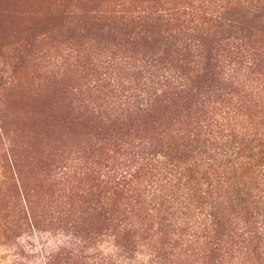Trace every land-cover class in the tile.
<instances>
[{"label":"rangeland","instance_id":"374dc122","mask_svg":"<svg viewBox=\"0 0 264 264\" xmlns=\"http://www.w3.org/2000/svg\"><path fill=\"white\" fill-rule=\"evenodd\" d=\"M128 87L156 94L148 115L141 98L124 97ZM212 120L222 125L213 149L227 155L194 136ZM136 144L174 159L178 173L162 196L178 198L170 210L180 230L162 234L161 201L143 206L150 167L135 172L127 152ZM9 146L44 219L18 228L5 209L13 192L0 180V264L17 253L37 264L42 244H72L73 235L110 252L115 234L126 264H264V244L241 243L237 224L241 192L260 207L264 179L236 171L260 150L264 156V0H0L3 175ZM128 167L132 177L121 186L106 183L109 170ZM206 171L220 180L210 197L200 191L211 180ZM184 177L194 188L186 200L176 193ZM94 195L108 205L88 207ZM212 211L218 223L208 244L202 219ZM108 218L120 227L107 228Z\"/></svg>","mask_w":264,"mask_h":264},{"label":"trees","instance_id":"16d2710c","mask_svg":"<svg viewBox=\"0 0 264 264\" xmlns=\"http://www.w3.org/2000/svg\"><path fill=\"white\" fill-rule=\"evenodd\" d=\"M164 77V76H163ZM162 77V78H163ZM95 84H98L99 82H94ZM175 82H171L170 84H174ZM177 84H180L181 86L183 85V82H176ZM165 86V85H164ZM130 88L128 87V90H126L125 94L128 100H135L138 98H141L142 100V107L143 113H146L144 116L148 115V107L152 106V102L154 101L153 104H155V101L153 99V94L152 97L148 91L142 92V90H138L136 92H130ZM173 88V87H172ZM169 89V88H167ZM113 104V102H111ZM145 106V108H144ZM134 108V106L132 107ZM117 119L120 118V115L116 117ZM159 123V122H157ZM222 125H219L218 120L214 121L212 120L211 122H204L202 124L198 125V128L196 127V136L197 138H201L202 145L203 147L207 148L209 152H213L214 155H227V153H223L220 149L219 152H216V144L220 143L222 141V136L219 135V128H221ZM219 141V142H218ZM226 144V143H225ZM215 145V149H213V146ZM133 150L131 152H127L131 155L134 156L135 160L134 162L136 163V166H140L138 170L135 172H141L145 168L150 167V171L148 174V177L150 178L151 182L148 184V187L145 188V192L143 193L144 198L142 199L143 206H151L152 203L154 205H157L159 201V208H158V213L156 215L157 218L161 219L163 222V227H162V234H167L170 229L174 231L177 226L178 230H180L179 223L175 220V215L176 214H171L170 207L177 206V200L178 198L173 197L172 195H166L164 198L163 192H164V186L165 183L168 180L169 176H174L176 177L178 173V168L176 164L174 163V159L168 158V153L164 151H154L153 153L150 152L151 146L149 144V147H143L142 150H139L140 146L135 145L131 146ZM154 147V146H153ZM201 147V146H200ZM167 149H169L167 147ZM166 150V148H165ZM6 169H9L8 174L3 175L2 172L0 173V180L6 179V184H8L9 189L13 192V196L7 200L6 199V206L8 204L9 208L12 209V217H15L16 222L21 223V226L18 228H27L28 230H33L38 227L41 221H43V215L41 213V210L39 206L32 200V196L29 194V189H27L24 185V181L19 175L18 171V156H16L13 153V150L7 148L6 150ZM255 158L250 156V160L248 162L247 159H245L244 162L240 163L238 165L237 170H243V175L246 176V180L252 179V177L256 174V176H263L264 179V156H263V151L257 152L255 155ZM215 157V156H214ZM206 167L209 170L211 169V166L209 163V160L206 161ZM221 158H219V167H220ZM132 170V167H128L127 170H122V169H116L113 170V172L110 173V170L105 174L104 176L107 178L105 181L106 183L112 184L114 187L121 186L122 182H125L127 179V176H131L128 171ZM112 171V170H111ZM224 171V170H223ZM221 169L219 168V174H221ZM262 171V174H261ZM250 173V174H249ZM213 173L210 174V172L206 171L205 176H211ZM205 177L206 180L211 178L209 183L207 184V188L201 192L202 194H206V197H210L212 195V192L214 191L213 187L210 188L213 183L215 184V188L217 189L216 184L220 182V180H215L214 177ZM184 183L181 185V190L177 188L176 193L180 199L186 200L187 198L191 197L192 191H194V188L192 187V184H190V181L186 177H184ZM176 179L179 180L177 177ZM130 182V180H128ZM1 185L4 181H0ZM103 182V181H102ZM207 182V181H206ZM155 183V184H154ZM193 183V182H191ZM198 185V184H197ZM221 185L219 184V191L221 189ZM163 188V189H162ZM139 189H137L138 191ZM180 191V193L178 192ZM197 191V190H195ZM142 192V191H141ZM241 196L238 198L239 200V206L241 207L239 210V214L242 213V211H245L243 215H241L237 221V224L239 225L240 231L242 232L238 237L241 240V243L246 242V244H264L262 239V236L264 235V199L262 196H259V202L262 204H259L260 207L257 206V202L255 200H250V198H253L252 195L249 193H246L244 190L241 192ZM10 195V194H8ZM147 200V201H146ZM148 202V203H147ZM100 197L99 195H94L90 202L88 203L89 206H93L97 210H102L104 206H107L108 203L100 204ZM97 206V208H96ZM142 206V207H143ZM250 207V209H247ZM209 208H213V205H210ZM208 208V209H209ZM220 215V212H219ZM116 220V218H108L107 222H110L109 226L107 228H113V229H118L121 225V221L119 220L118 223L112 225V221ZM203 225L205 227V233L202 235V238L205 239L206 243L207 238H211L209 235L214 232L216 233L215 230L213 229L214 225H217L218 221L216 220V213L209 212L207 213L204 218L202 219ZM207 225V227H206ZM207 228V229H206ZM219 228H220V218H219ZM209 229V230H208ZM127 230V228H126ZM82 231V228H81ZM124 231V230H123ZM79 236L73 235L74 240H72V244H70V241L62 242V244H56L55 246H49L48 244H39L41 245L39 248L40 255L38 259L36 260L37 264H76L73 260L74 259H79V262H84L85 260H90L91 262L89 264H126V259H129L126 256V251L125 248L120 242H118V237L115 234V243L117 244H109L108 246L112 248L110 252H104L100 251L97 246H88L87 244H80L82 242V238L79 240ZM217 241V242H216ZM221 243V236L219 233V238L215 235V240L212 242L213 245H217ZM209 244V243H208ZM101 245V244H97ZM256 245V246H257ZM93 247V248H92ZM221 247H219L220 250ZM90 249H94L95 252L89 251ZM218 249V248H217ZM20 252V251H19ZM22 253V252H20ZM94 260V262L92 261ZM25 256H19L18 253L13 255V264H25ZM62 261V263H61ZM125 261V262H124ZM118 262V263H115ZM27 264V263H26ZM33 264V263H32ZM84 264H88L84 263Z\"/></svg>","mask_w":264,"mask_h":264}]
</instances>
